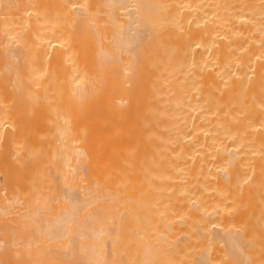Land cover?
Listing matches in <instances>:
<instances>
[{
    "label": "bare ground",
    "instance_id": "6f19581e",
    "mask_svg": "<svg viewBox=\"0 0 264 264\" xmlns=\"http://www.w3.org/2000/svg\"><path fill=\"white\" fill-rule=\"evenodd\" d=\"M0 264H264V0H0Z\"/></svg>",
    "mask_w": 264,
    "mask_h": 264
}]
</instances>
